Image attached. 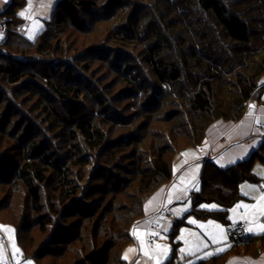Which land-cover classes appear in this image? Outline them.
I'll return each instance as SVG.
<instances>
[{"label":"trees","instance_id":"1","mask_svg":"<svg viewBox=\"0 0 264 264\" xmlns=\"http://www.w3.org/2000/svg\"><path fill=\"white\" fill-rule=\"evenodd\" d=\"M100 1L57 0L51 20L46 22L44 29L34 40H30L18 29L24 22L17 14V9L24 5L25 0H11L7 8L0 12V29L2 27L1 30L4 32L3 38L0 39V78L16 92L29 85L43 89L45 99H41V107L44 105L48 110V117L53 118L54 122L52 121L50 125L54 126V123H57L64 128L70 124L72 128L66 137L71 140L73 151L70 147L69 151L64 153V157L57 154L60 158L47 160L50 152L45 148L44 153L37 159L34 156V162H31L32 156L27 155L18 170V177H24L29 187L30 205L36 208L35 212L41 217L35 220L39 228L45 233L48 225H55L56 221H59L57 229L52 227L55 231L48 235L46 247L61 243L59 241H62L60 238L63 236H72L73 238L68 241L73 242L77 234H73L72 228L78 229L80 226L66 225L65 221L77 215L90 217L87 212L91 214L95 206L98 211L102 210V206L99 205L101 200L99 198L96 200L94 196L98 193L109 194L101 187L91 192L89 180L84 177V173L73 172V168L84 169L96 161L97 175L101 173L97 177L103 179L111 167L116 169L115 155L135 143L130 141L131 137L127 135L122 137L125 138L126 144H123V140L122 143L115 142L109 139V132L96 124V120L101 118L100 113L93 110L88 114L80 104L82 101H79L85 95L81 83L87 75L83 71L79 72L80 68L76 66L78 72L71 71L70 67L75 59L77 63H81L83 55L89 51L105 50L112 40L128 58H132L133 55V52H129L130 44L134 47L140 40L139 43L145 46V52L140 53L142 62L147 65V73L141 72L138 66L132 67L133 64H127L122 68L114 67L117 77L121 75L123 80L129 83L130 87L127 90L131 94L130 97L142 102L139 105L142 106L140 109L142 114L151 113L149 117H153L152 115L159 113L167 105L175 111L167 118H171V121L178 117L183 118L186 123L183 127L175 125L174 132L160 131L163 146L158 144L150 148L147 166L137 173L139 180L136 191L140 196V212L133 216L127 233L121 236L117 233L114 236L119 243L115 253L117 264H128L124 259V253L133 242L131 227L145 217L144 205L149 197L161 186L173 180V162L167 158V154L179 153L185 147L201 145L205 141L208 128L218 120L239 122L247 104L259 99L264 91V18L259 15V12L264 13V0H147L146 3L144 0H135L136 3L134 0H105V4L102 2L100 4ZM132 3H135L136 7H132L130 17L146 11V18L150 22L146 32L138 29L131 31L129 26L122 25L117 27V34L111 41L107 37L104 45L96 44L88 50L81 49L75 57L47 60L48 62L38 70L23 68L26 62H21L20 56L17 57L13 53L14 50H20L23 55L22 53L26 52L24 44L29 48L36 47L37 55L50 53L53 50L52 44L43 42V39L52 35L53 28L59 27L65 16L78 32L84 33L91 23L89 20L83 21L81 14L95 15L92 18L93 22L100 23L112 19L125 4L132 6ZM127 20L130 23L133 19L128 17ZM3 56L7 58L6 62H1ZM29 59L33 61L39 58L33 56ZM63 66L69 69L64 82L60 76L57 78L62 74ZM84 67H87V63ZM53 78H56V81ZM89 79L90 83L87 86L93 81L91 77ZM21 85H24L23 88ZM92 89H94L92 93L96 94L98 90ZM4 91L6 94L9 93L7 90ZM99 98L104 99L103 96ZM52 101L58 106H48ZM99 105H103V102L98 103ZM57 107L69 110L61 113ZM107 111L103 114L101 122L109 125L115 121H121L117 122L119 125L126 122L123 114L115 113L116 109L108 108ZM46 125L49 129V125ZM176 138L184 142L182 147L177 145ZM61 148L63 149V146ZM29 150L32 151H29V154H33V151H37V146L33 145ZM72 153L77 157L76 161L66 167L72 160ZM257 159L264 164V145L248 159L227 168H220L211 160L206 161L200 177L201 191L192 197L193 211L198 209L202 202L215 201L222 208L212 212L213 216L225 221L229 210L241 196L239 184L244 181H257L253 173V165ZM50 184H53V193L56 195L59 193V196L47 206V201L42 196V187L47 188ZM41 219L44 221L41 222ZM177 225L172 235L176 233ZM13 227L17 231V242L20 244L19 228ZM57 237L58 243H54ZM94 237L86 239L84 245L73 250L75 257L70 261L71 264H85L84 256L89 259V255H92L90 258L93 260L98 241ZM123 241L125 242L121 244ZM261 241L264 244V238ZM111 243L114 242H107L103 246L107 249L112 246ZM234 244L248 252L253 250V241L250 239ZM174 249H177V246H174ZM21 255L23 260H33L35 264H39V257L27 256L23 248Z\"/></svg>","mask_w":264,"mask_h":264},{"label":"rangeland","instance_id":"2","mask_svg":"<svg viewBox=\"0 0 264 264\" xmlns=\"http://www.w3.org/2000/svg\"><path fill=\"white\" fill-rule=\"evenodd\" d=\"M10 1L11 0H0V12L7 8ZM101 2L102 4H105V0H101L99 3L101 4ZM133 2H135V0ZM143 2L146 3L147 0H144ZM56 3L57 0H31L32 8L29 9V0H25L24 5L17 9L18 15L24 11L30 17L26 19L19 15L26 25V28L23 29L22 35L30 40H34L38 33L44 29L46 22L51 20ZM135 3H132V6L125 4L123 9H120V11L118 10L119 12H117L112 19L100 23L93 22L94 19L92 18H94L95 15L90 16L88 13L81 14V19L83 21L88 22L89 20V23H91L89 29L84 33L78 32L65 16L63 23L59 27H54L55 25H53L54 28L51 33L52 35L43 39V42H50L52 44L51 49L53 50L50 51V53L44 52L43 54L37 55L35 52L36 47L34 48L33 46L29 48L25 44L26 52L22 51L23 55L19 52L20 50H14L13 53L17 57L20 56L21 62H26L23 68L31 70L34 68L33 70H38L42 68L41 66H44L43 64L48 62L47 60L75 57L81 49L88 50L96 44L104 45V42H107V37H109L111 41V39L117 34V27H121L122 25L129 26L131 31L138 29V31L146 32L150 22L146 18L147 14L145 10L130 17L132 7ZM135 7L136 6H134V8ZM260 14L262 18H264V13L259 12V15ZM128 17L133 19L132 22L129 23L127 20ZM188 20L191 19L188 18ZM1 29L3 30L2 27ZM1 29L0 39L3 38L4 34ZM18 29L20 30V28ZM145 36L144 33L143 37ZM41 40L42 39H40V41ZM139 42H136V44H134L136 46L134 47L131 44L128 46L129 52H133V55L130 53L132 58H128L125 53H121L120 46H118V44L116 45L112 40L109 47H113V49L108 47L105 50L101 49L96 52L89 51L87 54L83 55L81 63H77L76 59L75 62H72L73 59H71L73 65L70 67V70L77 71L75 68L76 66L80 68L78 69L79 72L83 71L87 75V78H84L81 83L85 90V95L79 100L80 102L82 101L80 104L84 106L88 114L94 110L100 113L101 118H103V114L108 112V108L116 109L117 111H115V113H121L127 119L123 125L117 124V122L121 121L115 120L112 125L105 124L100 121L101 118L96 120V124H99L103 130L109 132V139H112L115 142H121L123 140V144H126L124 140L125 138L122 139V137L127 135L131 137L130 141L132 140V142L135 143L130 147L127 146V149L115 155L116 165H114V167H116V169L111 167L110 172L106 173L103 179L97 177L101 173L97 175V170H95L97 167L95 165L96 161L90 163V165L84 169L70 167L73 168V172L84 173V177L89 180L88 185L91 186V192L92 190L96 191L101 187L106 189L109 193L106 195L98 193L99 195L97 194L94 196L96 200H98V198L101 200L99 205L102 206V210L98 211L95 206L91 214L87 212L90 217L86 218L77 215L76 217L68 218L65 221L66 225L73 224L72 226H76L77 224L80 226L78 229L72 228L73 234H77V238L76 240H73V242L68 241L73 238L72 236H63L60 238L62 241H59L61 243L52 244L51 246L46 247L45 243L47 242V237L52 231L57 229L56 227L59 226V221L57 220L55 225H48L45 233L43 229L39 228V225L35 220L41 217L35 212L36 208H32L30 205L31 193L29 187L26 180H24V177H18V170L27 155L32 156L33 159L31 162H34V156L37 159L39 155L44 153L45 148H48V151L50 152L47 160H53L57 157V154L60 157H64V153L69 151L68 148L70 147L73 151V144L71 140L66 137L72 128L70 124L64 128H61L57 123H54V126L50 125L53 118L48 117V110L44 105L41 107V99H45L43 89L34 85H29V87L23 88L24 85H21V88L23 89L16 92L13 91V88H10L4 79L0 78V233L7 239L13 254H21V249L23 248L25 249L27 256L39 257V264H71L70 261L75 257L72 253L73 250L84 245L86 239H90L96 235L94 238L98 241L95 240L97 242V248L95 249L96 251L92 258L93 260L90 258L92 255H89V259L83 255L85 258L84 263L99 264L98 261L100 260V264H117V256L115 253L117 252L119 243L118 239H115L114 236L117 233L118 236L127 233L133 222V216L140 212V196L136 191V184H138L137 182L139 180L137 173L147 166V158H149L151 153L149 151L150 148H153V146L156 147L158 144L162 145L161 137L159 135L160 131L174 132L175 125H181L183 127L186 123L183 118L178 117L173 121H171V118H167L168 115H172V113L175 112L171 106L167 105H165L159 113L152 115L153 117H149V114L151 113L147 115L142 114V112H140L142 106H139L142 102L130 97L131 94H129L130 92L128 93L127 90L130 87L129 83L125 82L121 75L117 77V71L114 67L122 68L127 64H133L132 67L138 66L140 67L141 72L143 71V73H147V65L142 62V54L140 53V51L145 52V46ZM22 56L28 58L38 56L39 59L31 61ZM3 57L4 59H2L1 62H6L7 58L5 56ZM54 62L56 63V61ZM85 63H87V67H84ZM62 69V74H59L57 78L60 76V79L64 82L66 75L69 73V69H65L64 66ZM90 77L93 81L87 86L90 83ZM53 80L56 81V78H53ZM92 88L98 90L96 94L92 93L94 90ZM4 90L9 91V93L6 94ZM100 96H103L104 99L99 98ZM105 96L107 98H105ZM254 101L256 100L247 104L245 113ZM101 102H103L104 106H98V103ZM54 103L55 102L52 101L48 106H58ZM58 109H60L61 113L69 110L65 107H59ZM46 124L49 125V129ZM186 129L187 127H185L184 130ZM208 130L207 132H209ZM50 140L53 142H49ZM183 143V141L177 139V145L182 147L184 145ZM33 145L37 146V151H33V154H29V151H31L29 148L31 149ZM62 146L63 149H60ZM199 146L183 147L184 150L179 153L167 154V158L173 163L176 162V164H178V162H180L177 159L179 154L187 149H196ZM72 156V160L67 163L66 167L71 166V163L76 161L77 157L74 156V153H72ZM60 157H57V159ZM261 170H264V164L257 159L253 165V173L260 175L259 173ZM199 185L200 184H198L196 189H200ZM247 185L250 187L255 186L253 183H247ZM52 187L53 184H50L47 188L42 187V196L43 199L47 201V206L48 203L50 204V201H56V196H59V193L58 195L53 193ZM177 202L178 203L175 204L177 208L183 209L186 213H189L192 203L186 195L181 196ZM203 206L212 207L213 204H205ZM41 220V222L44 221V219ZM192 220H195L193 216H188L187 223L192 224ZM61 221H64V217ZM215 224L219 223L215 222ZM12 225L19 228L20 244L17 242V231ZM201 225H206V227H201ZM210 226L212 227V225H208V223L203 221V223H200L198 226L199 231L195 229L191 230L187 227H185L186 229L183 228L181 234L177 236V240L182 242L177 257L180 259H185L186 257L189 258L194 252L199 250L204 251L206 249L207 246L205 247L203 245L197 247L199 240L196 236L192 235L195 232L200 233V237L203 238L206 244L207 240H209L211 245L220 247L219 243H222L223 240L221 239H223V236H221L219 230L217 231L215 229L217 231L215 232L212 230L213 227L210 228ZM52 227H55V229L52 230ZM137 232L138 231L135 233L137 234ZM212 233H216L215 236L217 242H213ZM90 234L93 236H89ZM181 237H183V239H181ZM247 239L253 240L254 238L249 237ZM57 240H59L58 237L55 239L54 243H58ZM107 242L114 243H111L112 246L106 249L103 244H107ZM124 242L125 241L121 242V244ZM157 244L161 246V249H157L156 247L153 251H150V249L141 245L140 253L142 256L136 260L135 264H154L156 263V258L158 256L160 264H165L173 254V245L170 243V240L166 235L161 236ZM254 246L259 248V246H264V244L255 241L253 242V247ZM165 247L167 248V255H160ZM4 249L3 244H1L2 253H5ZM177 257L175 258V261L177 260ZM29 261L31 264H35L33 260H25L24 264H28Z\"/></svg>","mask_w":264,"mask_h":264},{"label":"crops","instance_id":"3","mask_svg":"<svg viewBox=\"0 0 264 264\" xmlns=\"http://www.w3.org/2000/svg\"><path fill=\"white\" fill-rule=\"evenodd\" d=\"M24 28H26L25 23L20 26L19 31L22 33ZM257 121L264 123V91L260 94L259 99L251 103L239 122L217 121L209 128L207 138L202 145L196 149H187L177 156L180 162L178 164L173 163V180L160 187L149 197L144 205L145 217L136 222L130 229L133 242L124 253V259L128 264H135L136 260L142 256L140 253L141 245L147 247L150 251L155 250L158 240L163 235L168 236L170 243L173 245V254L165 264H246V262L264 264V248L262 246H259V248L254 246L252 247L253 250L251 252L247 251V253L238 244L230 243L225 233L226 226L229 223L246 221L248 222V230L251 229L249 230V237L254 238L253 242L262 243L264 228L261 226L264 225V212L261 211V207L264 206V201L260 200L262 193L259 184L264 183V170L259 173L261 176L254 174L257 178L256 182L244 181L239 184L241 196L229 210L225 221L213 216L212 212L219 211L222 208L219 203L215 201L202 202L198 209L193 211L192 198L193 195L201 191L200 177L206 161L211 160L220 168H227L248 159L264 145V131L256 128ZM247 183H253L255 186L250 187ZM198 184H200V189H196ZM183 195L191 200L192 206L189 213L175 206L178 203L177 200ZM205 204H213L215 207H204ZM237 205H249L250 207L247 209L242 206L237 208ZM162 209L170 210L173 218L162 222L160 229L153 232L155 242L150 244L146 240V236L149 233L151 221ZM233 209L235 211H232ZM188 216H193L196 223H187ZM203 221L205 223L214 221L223 227L224 231L221 233V236H223L221 240L223 241L219 243L220 247L211 245L210 241L207 240V247L204 251L199 250L189 258L180 259L177 254L182 242L177 240V236L181 234L183 228L186 229L185 227L198 230L199 224ZM176 225V233L172 235ZM212 227L210 226L213 231H218L214 224ZM134 229L135 232L138 231L135 235L133 234ZM195 234H197L196 238L200 237L199 232H195ZM212 234L216 235V233ZM1 244L5 248V253L1 252ZM174 246H177V249H174ZM212 249L218 252V256L213 255ZM17 255L22 257L21 254L12 253L7 239L0 233V264H24L23 257L21 260H16ZM176 257L177 260L175 261Z\"/></svg>","mask_w":264,"mask_h":264},{"label":"built area","instance_id":"4","mask_svg":"<svg viewBox=\"0 0 264 264\" xmlns=\"http://www.w3.org/2000/svg\"><path fill=\"white\" fill-rule=\"evenodd\" d=\"M258 130L264 131V123H257ZM261 193H264V183L259 184ZM173 214L168 209H162L151 221L149 227V233L146 236L148 243L153 244L155 242V236L153 232L158 231L162 225V222L172 220ZM264 222V218H263ZM226 237L230 243H238L249 237L248 222L239 221L235 223H230L226 226ZM213 255L218 256V252L212 249ZM21 256H17L16 260H21Z\"/></svg>","mask_w":264,"mask_h":264},{"label":"snow or ice","instance_id":"5","mask_svg":"<svg viewBox=\"0 0 264 264\" xmlns=\"http://www.w3.org/2000/svg\"><path fill=\"white\" fill-rule=\"evenodd\" d=\"M43 6V5H42ZM32 8V4H31V0H29V9H31ZM19 15L20 16H22V17H25L26 19L27 18H30L29 17V15H27L26 14V12H24V11H22L21 13H19ZM251 107H254V106H251ZM257 123H259V121H257ZM247 194V193H246ZM260 200L261 201H264V193H262L261 194V196H260ZM244 207L245 209H247V208H249L250 206L249 205H237L236 207L237 208H239V207ZM213 207H215V206H213ZM232 211H235V209H233ZM261 211L262 212H264V206H262L261 207ZM193 223H196V221L195 220H193L192 221ZM215 225V228L217 229V230H219V232L220 233H223V227L221 226V225H219V224H215V222H213V221H208V225ZM201 227H206V225H201ZM262 228H264V225H262L261 226ZM249 230H251V229H249ZM133 234L135 235L136 233H135V229L133 230ZM193 236H197V234H195V233H193L192 234ZM181 239H183V237H181ZM197 239L199 240V244H197V247H199L200 245H203V246H207V244H206V242L203 240V238H201V237H197ZM212 240H213V242H217V239H216V236L215 235H212ZM186 243H187V241H186ZM157 247V249H161V246L160 245H157L156 246ZM130 251H131V249H130ZM181 251H183V250H181ZM147 254V253H146ZM160 255H167V248L165 247V248H163V250H162V252L160 253ZM28 264H31V262L29 261L28 262ZM156 264H160V259H159V256L156 258ZM246 264H251V262H246Z\"/></svg>","mask_w":264,"mask_h":264},{"label":"bare ground","instance_id":"6","mask_svg":"<svg viewBox=\"0 0 264 264\" xmlns=\"http://www.w3.org/2000/svg\"><path fill=\"white\" fill-rule=\"evenodd\" d=\"M256 131V130H255Z\"/></svg>","mask_w":264,"mask_h":264}]
</instances>
